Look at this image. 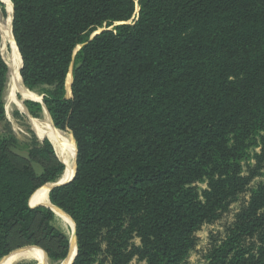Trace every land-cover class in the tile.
I'll return each instance as SVG.
<instances>
[{
	"label": "trees",
	"instance_id": "1",
	"mask_svg": "<svg viewBox=\"0 0 264 264\" xmlns=\"http://www.w3.org/2000/svg\"><path fill=\"white\" fill-rule=\"evenodd\" d=\"M9 1L22 84L75 141L73 180L48 194L74 223L72 264H95L101 252L110 264H182L264 161V0ZM1 46L0 34V130ZM23 103L42 116V104ZM18 145L0 135V260L37 247L59 264L69 237L29 200L65 166L47 139L26 156ZM251 149L260 154L245 175ZM26 249L35 248L17 251ZM207 264H264V182Z\"/></svg>",
	"mask_w": 264,
	"mask_h": 264
},
{
	"label": "rangeland",
	"instance_id": "2",
	"mask_svg": "<svg viewBox=\"0 0 264 264\" xmlns=\"http://www.w3.org/2000/svg\"><path fill=\"white\" fill-rule=\"evenodd\" d=\"M3 5H0V23H2L5 18H6V11H5V3L0 0ZM138 4L136 2L135 5V14L132 19L136 20L137 14H138ZM12 18H13V7H12ZM103 29L93 33L92 35H95L96 33H100ZM91 35V36H92ZM91 38V37H90ZM2 57L7 63L9 60V49L8 47H3L2 45ZM67 81H71V78H67ZM70 84V82H69ZM67 83V87L69 86ZM7 90V87H6ZM67 91V89H66ZM35 93L38 97L39 92L38 91H31ZM5 97H6V91H5ZM67 96H69V92L67 91ZM4 97V100H5ZM9 112V113H8ZM6 112V122L5 124L1 127L0 130V135L2 137H14L19 141V145L15 148V152L19 154L20 156H26V146H31L34 142V139L36 138L38 141L41 139L38 137L28 119L20 113L16 108L11 107V109ZM39 123H44L45 119L42 114L41 117L39 118H33ZM62 134L67 139L71 140V134L69 132H63L61 131ZM39 138V139H38ZM54 149V148H53ZM55 151V149H54ZM56 153V151H55ZM255 154H260L259 149H251L249 153V159H247L243 164V173L246 175L250 170L256 168V162L254 160V155ZM56 156L58 158V153H56ZM59 159V158H58ZM258 176L255 177L252 182L249 184L247 190L245 193L239 195L234 202L230 203V205L227 207L225 212L221 215L219 220L215 221L214 223L211 224H205L203 225L200 230L196 233V244L195 247L189 252L187 259L182 263V264H207V258L209 256V253L213 247H216L220 245L221 242L224 241L225 237L227 236V231L232 227L233 223L235 222V217L236 215L247 206L249 199H250V192L251 190L257 188L260 184L264 182V161L261 163V166L258 170ZM198 189L204 190L206 189L205 184H198L197 185ZM55 224L57 228H59L63 233H65L69 239L72 234V229L68 224H65L64 221H62L57 215ZM256 239H253V243H256ZM132 243L135 246L140 245V241L137 238H134ZM25 248V247H23ZM22 249V248H20ZM17 249V250H20ZM102 249H105V245L102 244ZM15 250V251H17ZM13 251V252H15ZM12 253V252H11ZM10 253V254H11ZM2 260V259H1ZM0 260V261H1ZM20 263H34L38 264L40 262H35L32 260H22L17 262L16 264ZM49 264V262H48ZM60 264V263H59ZM95 264H110V258L105 255L104 252H101L100 255L96 259ZM130 264H143L139 262L136 258H133Z\"/></svg>",
	"mask_w": 264,
	"mask_h": 264
},
{
	"label": "bare ground",
	"instance_id": "3",
	"mask_svg": "<svg viewBox=\"0 0 264 264\" xmlns=\"http://www.w3.org/2000/svg\"><path fill=\"white\" fill-rule=\"evenodd\" d=\"M5 3V11L6 18L0 23V34L2 38L3 47H8L9 49V60L7 61L9 73H8V84H7V92L5 97V113L8 112L11 107L16 108L20 113H22L29 121L34 133L42 138H48L52 143L56 153H58V158L65 166V170L63 175L59 179V181H68L71 179L74 172V158L76 146L73 139H67L61 131L57 130L51 119L43 107V116L45 119L44 123H39L35 119H33L26 110L24 106V101H33L40 103V97H38L35 93L26 89L21 81L19 75V69L21 66V59L16 48L13 36L11 34V12L12 6L9 0H2ZM2 48V46H1ZM70 78V75H68ZM71 81H67L69 84ZM70 85V84H69ZM69 92V86L67 87ZM9 113V112H8ZM8 116V115H6ZM49 189L48 186H43L39 190H37L30 199V205L35 206L37 204H48ZM56 215L68 224L72 229L73 233V223L71 220L59 211H55ZM70 250L68 257L60 264H71L75 254H76V245L74 242L73 234L70 236ZM22 260H32L35 262H40L41 264H48L46 262V258L41 250L35 249H26L22 251L14 252L13 254L5 257L0 261V264H16Z\"/></svg>",
	"mask_w": 264,
	"mask_h": 264
},
{
	"label": "water",
	"instance_id": "4",
	"mask_svg": "<svg viewBox=\"0 0 264 264\" xmlns=\"http://www.w3.org/2000/svg\"><path fill=\"white\" fill-rule=\"evenodd\" d=\"M1 2V1H0ZM2 3V2H1ZM11 6H12V4H11ZM99 33V32H98ZM98 33H96V34H98ZM11 34H12V12H11ZM95 34V35H96ZM95 35H92L91 36V38H90V40L95 36ZM13 36V35H12ZM14 39V38H13ZM81 47V46H80ZM80 47H78L77 49H80ZM19 53V52H18ZM21 59V58H20ZM7 64V63H6ZM7 67H8V65H7ZM9 68V67H8ZM21 68H22V61H21V66H20V69H19V75H20V70H21ZM9 70V69H8ZM69 75H70V78H71V82H70V85H69V95L71 94V90H70V88H71V83H72V77H71V73H69ZM20 78H21V76H20ZM21 81H22V79H21ZM33 102V101H32ZM40 104H42V97H40ZM42 106L44 107V105L42 104ZM26 110H27V108H26ZM45 110H46V108H45ZM46 112L48 113V111L46 110ZM27 113L29 114V112H28V110H27ZM30 115V114H29ZM49 115V114H48ZM71 137H72V139H73V141H74V138H73V136H72V134H71ZM39 139V138H38ZM45 139H47L48 141H49V139L48 138H42V139H39V141H43V140H45ZM50 142V141H49ZM74 143H75V141H74ZM50 144L52 145V143L50 142ZM53 146V145H52ZM54 148V147H53ZM76 156H77V150L75 151V158H74V172H73V175H72V177H71V179H69L68 181H63V182H61V181H58V182H56V183H49V184H46L45 186H48V189H49V192L53 189V188H55V187H59V186H62V185H65V184H67V183H69L70 181H72L73 180V178H74V175H75V172H76ZM31 199V198H30ZM48 199H49V197H48ZM29 206H30V208H35V207H38V206H44V207H48V208H50L52 211H53V213L56 215V212L55 211H59V212H61V213H63L64 215H66L63 211H61V210H59L58 208H56V207H54V206H52L51 205V203H50V201H49V203L48 204H37V205H35V206H31L30 205V200H29ZM67 216V215H66ZM68 217V216H67ZM69 218V217H68ZM70 219V218H69ZM71 220V219H70ZM71 222H72V220H71ZM73 223V222H72ZM73 237H74V242H75V245H76V237H75V226H74V223H73ZM69 243H70V240H69ZM25 248H36V249H38V250H41V249H39V248H37V247H25ZM22 249H24V248H22ZM21 250V249H20ZM42 251V250H41ZM42 253L44 254V256H45V258H46V262L48 263V260H47V257H46V254L42 251ZM75 256H76V254H75ZM7 257V256H6ZM5 258V257H4ZM3 258V259H4ZM75 258V257H74ZM65 260V259H64ZM74 260V259H73ZM63 262V261H62ZM61 262V263H62ZM72 263H73V261H72ZM71 263V264H72ZM38 264H41V263H38Z\"/></svg>",
	"mask_w": 264,
	"mask_h": 264
}]
</instances>
